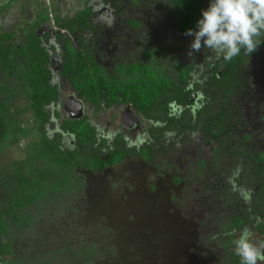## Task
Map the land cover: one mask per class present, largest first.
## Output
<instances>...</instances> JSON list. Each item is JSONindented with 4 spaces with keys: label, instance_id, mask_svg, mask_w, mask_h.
<instances>
[{
    "label": "rangeland",
    "instance_id": "374dc122",
    "mask_svg": "<svg viewBox=\"0 0 264 264\" xmlns=\"http://www.w3.org/2000/svg\"><path fill=\"white\" fill-rule=\"evenodd\" d=\"M209 3L206 0L207 7ZM87 6L92 13L80 25L81 39L110 75L118 64L152 61L177 79L176 64L184 63L194 67L195 85L205 90L203 81L217 58L203 47L188 54L193 38L179 31L171 0H0V28L16 33L18 41L21 31L34 24L43 9L53 14L45 31L52 34L47 49L53 62L52 83L59 86L60 99L47 108L51 115H64L65 100L72 95L79 97L61 76L64 51L54 20H72ZM72 40L78 43L80 38L75 34ZM240 79L243 87L229 100L217 90L209 91L215 100L211 114L227 106L234 112L230 123L241 122L227 142L264 131V46L251 55ZM12 106L33 133L0 156L2 208L7 202L3 179L9 163L24 161L26 146L41 136L39 123L26 111L29 102L17 98ZM121 111H103L95 116L87 108L86 115L99 132H110L112 138L120 127ZM152 114L154 117L158 112ZM156 119L142 117L138 132L123 140L122 145L131 150L138 148V156L133 154L100 174L81 171L83 190L43 206L33 228L13 231L7 242H13L14 256L4 259L15 264H225L240 259L233 241H227V233L217 230L234 213L225 200L229 196L218 190L219 175L229 161L222 158V152L216 160L215 146L203 136L159 131ZM46 134L65 137L67 149L72 148L55 116L46 125ZM263 136L258 140H264ZM145 145L154 148L152 162L139 156ZM200 162H205L204 169ZM204 183L209 185L207 189ZM209 188L212 193L207 192ZM240 232L233 231L234 239ZM252 238L259 241L255 231ZM227 244L230 250L224 251L222 247Z\"/></svg>",
    "mask_w": 264,
    "mask_h": 264
},
{
    "label": "trees",
    "instance_id": "16d2710c",
    "mask_svg": "<svg viewBox=\"0 0 264 264\" xmlns=\"http://www.w3.org/2000/svg\"><path fill=\"white\" fill-rule=\"evenodd\" d=\"M171 2L182 34L194 28L201 9L207 7L206 0ZM91 13V7L87 6L72 20H54L56 37L64 51L61 75L81 98L96 110L102 105L110 108L117 104H129L143 117L153 119L152 113L157 106H160L159 110L166 118L170 102L178 107L192 105L189 99L194 90L187 86L190 74L195 70L191 65L176 64L177 79L163 67L141 62L120 66L117 71L120 77L107 75L85 40L81 39L83 29L80 25L85 23ZM52 15L43 9L34 24L21 31L20 41L16 33H6L0 28V156L33 133L23 125L19 113L13 110L12 103L17 98L29 102L26 111L31 112L39 123L37 130L41 135L38 141L26 146L24 161L9 163L8 175L3 179L7 202L5 208L0 206V264H15L4 259L14 256L13 242H7L13 231L33 228L40 219L43 206L83 190L85 177L80 174L81 171L102 172L120 164L133 152L120 148L108 159L91 153L83 154V150L69 153L62 149L58 137L51 138L46 134V125L52 118L47 108L60 98L57 86L52 83L53 62L47 49L52 34L45 31V25L51 21ZM75 34L81 42L73 43ZM250 57L242 51L230 62L219 59L208 73L212 89L230 95L242 88L240 71ZM56 117L61 118L57 112ZM174 121L173 118L168 120L167 127L160 131L171 130ZM225 121L226 115L212 120L214 126ZM189 124L186 128H191ZM62 129L73 135L81 147H91L95 141V128L87 118L65 120ZM150 152V148L143 147L140 156L152 162ZM245 223L235 221L229 228L241 230ZM258 231L264 235V226L258 227ZM228 264H238V261Z\"/></svg>",
    "mask_w": 264,
    "mask_h": 264
},
{
    "label": "flooded vegetation",
    "instance_id": "af4514ba",
    "mask_svg": "<svg viewBox=\"0 0 264 264\" xmlns=\"http://www.w3.org/2000/svg\"><path fill=\"white\" fill-rule=\"evenodd\" d=\"M91 51L93 52L96 60L98 61L94 51L92 49ZM218 60L219 59H217V61ZM98 63L104 68L106 74L109 76H119L120 77L119 73L117 72L118 68L120 66H126V65L118 64L115 68L116 72L114 73V75H110L109 69L105 67L104 65H102L99 61ZM143 64H153V63L152 61H150V63H143ZM213 66L214 65H212L210 70H212ZM60 72H61V69H60ZM194 72L195 70L190 74V78L187 81V86L189 87V89L194 90V92L192 93L191 99H189L192 105L188 107H178L175 103L170 102L167 105L168 111H167L166 118L164 117L165 114L162 111L158 110L159 107L158 108L156 107L153 113L158 112V114L160 113L163 116L162 118H160L158 114H154L156 115L154 117L157 118L156 119L158 123L157 125L159 127L157 129L159 130V129H163L167 127L168 120L173 118L175 119L173 128L166 132H175L176 134L181 133L182 136L191 135V134L194 135L195 137H196V134H198L197 136L199 137L203 136L205 141H208L210 145L215 146L214 150H215V154L217 155L216 160L219 159V156L222 152L223 154L222 158L225 160H228L229 164L226 167L225 172H221L219 175L218 190L221 191L222 193H226L229 196V197H226L225 200L227 199L228 206L232 208L234 213H233V217L229 220V222L223 227H218L217 230L220 231V233H227L228 242H231L234 240L233 231L240 232L244 228L249 229L251 233L255 231L257 235L259 236V241H263L264 235L259 233L258 227L262 225L264 226V140H258V139L263 135L264 131L257 132L255 136L254 135L246 136L241 141L227 142L229 137L237 131L238 125L241 122H238L237 124L234 122L230 123L231 119L234 117V112L232 109H230L227 106H223L216 114H211L210 110L215 100L213 99L212 93L209 92L212 89V85L210 84V77L207 75L206 79L203 81L204 83L203 88H205V90H202L201 88L198 89L197 86L195 85L196 79L194 77L195 76ZM57 88L58 90L60 89L59 86H57ZM237 92H234L233 94H230V95H224L222 93L224 100H229L232 96L236 95ZM59 93H60V90H59ZM74 93L76 92L74 91ZM72 96L76 98L75 95H72ZM67 99L65 100L64 108H65ZM79 99L84 104V115L85 116L83 118H87L91 126L95 128V131H96L94 135L95 141L92 143L91 147H88V148L81 147L73 135L65 132L62 129L63 122L65 120H71L66 117L65 109H64V115H61L57 112L61 116V118L59 119L56 117V113L54 115H51L52 118L53 116H55V118L60 121V127L62 131L67 134L66 136L69 139L67 141H69V143L72 146L71 149H67L65 137L61 138V136L59 135L51 137V138L58 137L60 139L62 149L66 150L69 153L81 152L83 150L82 151L83 154L91 153L92 155H95V156H98L104 159H108L110 155L117 149L123 148L125 150H131L125 145H122L123 140L125 136L127 135L131 136L138 132V125L141 123L140 121H141V118L143 117L142 115H140V113H138L136 109L133 108L132 105L117 104L110 108H107L104 105H102L99 110H96L95 107H93L89 102L85 101L80 96L78 97V100ZM87 108H89L90 110L92 109L95 112V116L103 111H112V110H117V109L122 110L120 114V119H119L120 127L116 129V132L113 134L112 138L109 136L110 132L106 133L105 131L104 132L98 131V128L94 125V123L91 122L90 120L91 118L86 115ZM223 115H226V121L224 122V124H220L219 122L217 125L214 126L212 120H214V118L216 117L220 118ZM134 117L136 118V120ZM73 121H76V120H73ZM134 121L136 123H134ZM189 123H191V128H186V125ZM109 125H113V124L109 123ZM125 125H128L130 127L127 129L124 127ZM212 128H213V131H212ZM201 130L203 134L199 132ZM216 137L218 138L215 139ZM227 144H229V146H227ZM143 147H147L151 149L150 154L154 160V156H155L154 148L151 147V145H145ZM132 151L134 152H132L129 156H127L124 159V161L130 156H132L133 154L138 156V148ZM140 157L144 159V157L142 156ZM123 162H121L120 164H122ZM199 165L201 169H204L206 164L205 162L204 163L200 162ZM116 166H113V167H116ZM113 167H109L108 169L113 168ZM108 169H105L102 172ZM88 172L95 173L92 171H88ZM102 172H99L96 174H100ZM226 174H227V177H226ZM204 185H206V183H204ZM204 187L207 189L209 185H206ZM207 192L212 193V188H209ZM235 221H245L246 223L244 224L241 230H238L237 228H229L230 225H233L235 223ZM222 249L224 251L230 250V248L228 247V244L223 246ZM234 261H238V264H240V259L231 260L225 264H228Z\"/></svg>",
    "mask_w": 264,
    "mask_h": 264
},
{
    "label": "clouds",
    "instance_id": "9594fccd",
    "mask_svg": "<svg viewBox=\"0 0 264 264\" xmlns=\"http://www.w3.org/2000/svg\"><path fill=\"white\" fill-rule=\"evenodd\" d=\"M184 35L193 38L189 55L203 47L224 62L242 51L251 56L264 45V0H210ZM233 244L240 264L264 262V241H255L249 229L244 228Z\"/></svg>",
    "mask_w": 264,
    "mask_h": 264
},
{
    "label": "water",
    "instance_id": "95a60500",
    "mask_svg": "<svg viewBox=\"0 0 264 264\" xmlns=\"http://www.w3.org/2000/svg\"><path fill=\"white\" fill-rule=\"evenodd\" d=\"M64 109H65L66 117L68 119L81 120L85 116L84 115V104H83V102L78 100L74 96L67 99ZM135 120H136V118H135ZM134 123H136V122L134 121ZM124 127L128 129L130 126L125 125Z\"/></svg>",
    "mask_w": 264,
    "mask_h": 264
}]
</instances>
